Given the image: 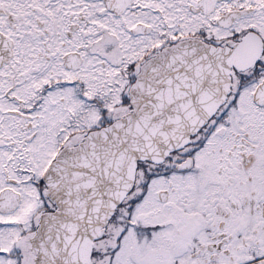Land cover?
Returning <instances> with one entry per match:
<instances>
[{"label": "snow or ice", "instance_id": "1", "mask_svg": "<svg viewBox=\"0 0 264 264\" xmlns=\"http://www.w3.org/2000/svg\"><path fill=\"white\" fill-rule=\"evenodd\" d=\"M0 264H264V0H0Z\"/></svg>", "mask_w": 264, "mask_h": 264}]
</instances>
